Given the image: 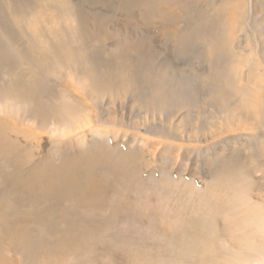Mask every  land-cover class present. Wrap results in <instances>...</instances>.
I'll list each match as a JSON object with an SVG mask.
<instances>
[{
  "label": "rangeland",
  "instance_id": "obj_1",
  "mask_svg": "<svg viewBox=\"0 0 264 264\" xmlns=\"http://www.w3.org/2000/svg\"><path fill=\"white\" fill-rule=\"evenodd\" d=\"M49 41L72 53L41 62ZM3 52L0 195L32 217L0 229V264L46 263L22 241L57 247L55 264H198V221L220 236L208 257L264 264V0H0ZM65 167L92 200L60 199L49 176Z\"/></svg>",
  "mask_w": 264,
  "mask_h": 264
},
{
  "label": "bare ground",
  "instance_id": "obj_2",
  "mask_svg": "<svg viewBox=\"0 0 264 264\" xmlns=\"http://www.w3.org/2000/svg\"><path fill=\"white\" fill-rule=\"evenodd\" d=\"M35 31V30H34ZM61 39V38H60ZM64 40H65V38H64ZM49 43H50V41H49ZM48 43V44H49ZM67 44V43H66ZM65 44V45H66ZM71 51H70V49H68V48H65V47H62V46H58V45H55V46H51V43L49 44V46H45V47H42V48H39L38 49V57H40V59H41V62H50V59H49V55L50 54H54V58H56V59H58V60H60V59H64V56H66L67 54H69ZM5 52H3L2 54H0V56H8L7 55V53L6 54H4ZM37 53V52H36ZM36 53H34V54H36ZM72 53V52H71ZM73 55V54H72ZM71 54L69 55V57H71L72 56ZM74 56V55H73ZM51 57V56H50ZM10 58H12V57H3V59L0 57V64H5V63H8V61L10 60ZM72 58V57H71ZM36 61V60H35ZM6 65V64H5ZM40 65V64H39ZM42 65V64H41ZM43 67V66H42ZM45 67V66H44ZM37 78H39V77H37ZM41 79V78H40ZM35 82V81H34ZM24 86V87H23ZM21 88H19V89H16V91L17 90H19V91H17L16 93H15V91L13 92L14 93V95L15 96H17V97H19L20 99H23V100H26V99H29V100H31V101H38V99H39V96L41 95V93H42V90L43 89H37V87H36V89H24L25 88V85H23ZM93 90L91 91V94H93ZM78 98H80V99H83V97H81V95L80 94H75ZM6 97H9V96H7V95H5ZM90 97H92L91 95H90ZM89 97V98H90ZM93 99H91V101H96L95 99H94V97H92ZM79 99V100H80ZM88 104V103H87ZM90 104V103H89ZM39 105V104H38ZM63 105V104H62ZM83 105V104H82ZM86 106V105H85ZM72 107V109H73V106H71ZM78 107V106H77ZM35 108V107H34ZM64 110H67V116H69L68 118H70V115H71V109H70V107H65V108H63ZM100 109V108H99ZM35 110L38 112V111H40L38 108H35L34 109V112H32V114L31 115H29V116H27V117H25L24 119H22L23 121H26V120H33V119H35L34 118V116H35V114L37 113V112H35ZM71 110V111H70ZM94 110V109H93ZM73 112V111H72ZM83 112V111H82ZM44 113V112H43ZM50 113H51V111H50ZM55 113H57V115H58V113L59 112H55ZM49 114V113H48ZM74 114V113H73ZM80 114V113H79ZM60 115V114H59ZM72 117V116H71ZM68 118H66V116H61V119H58V120H61V122H66V121H71L72 120V118H71V120L70 119H68ZM74 119V118H73ZM81 119V118H80ZM102 119V118H101ZM55 121H57V120H55ZM78 121H80L79 120V117H78ZM72 123H73V121H71ZM111 122H113V121H111ZM71 123V124H72ZM82 123V122H81ZM60 124V123H59ZM74 124V123H73ZM147 124V123H146ZM63 125V124H62ZM143 125V124H142ZM55 126V125H54ZM65 126V125H64ZM67 126V125H66ZM78 126H80V125H78ZM55 128V127H54ZM75 128V127H74ZM57 129V128H56ZM72 130V129H71ZM63 131H65L66 132V129H64ZM70 130H68L66 133H68ZM55 132V131H54ZM65 133V134H66ZM70 133V132H69ZM62 134H64V132L62 133ZM64 134V135H65ZM62 136V135H61ZM28 167H31V170L30 171H28L27 170V172H26V175H27V177L26 178H31V179H33L32 180V182H34V181H39L40 179H38L39 177V175L42 173V170H41V172H36V167L35 166H28ZM67 168V169H66ZM65 169L66 170H64L63 172H62V174H61V170H63V169H61V170H58V169H56L57 171H58V175H56V176H52V174H51V176H49L50 178H51V182H52V186L54 187V188H57L58 186L60 187V191L59 192H62L63 193V195H60V199L62 198L63 200H64V196H67V197H71V195L72 194H74V195H77V199L76 200H79L78 202H80V200L81 201H84V199L85 200H87V199H89V200H92L96 195H97V188H94L93 189V187H94V185L95 184H93L92 182L91 183H89V184H84L83 186H82V184H80L77 180V176H78V174L76 175V171H73V169L71 168V169H69L68 167H65ZM57 171H55V172H57ZM60 171V172H59ZM52 172H54V171H52ZM82 174V173H81ZM80 174V175H81ZM90 174V173H89ZM46 175L48 176L49 175V172L47 173V172H45V176L44 175H42L43 177H45L44 179L46 180L47 179V177H46ZM86 175H88V174H86ZM38 177V178H37ZM81 177H82V175H81ZM13 178V177H12ZM29 181V180H28ZM84 181V180H83ZM42 182V181H41ZM87 182V181H86ZM93 182H94V179H93ZM96 182V181H95ZM8 183V182H7ZM38 183V182H37ZM37 183L35 182L32 186H28V190L27 189H24V191L22 192V194H21V196L19 197V198H22V199H24V198H30V199H32V193L33 192H35L36 191V193H37V191L38 190H36V186H37ZM50 183V182H49ZM36 184V185H35ZM38 184H40V181H39V183ZM48 184V183H47ZM29 185V184H28ZM43 185V184H42ZM50 185V184H49ZM35 186V187H34ZM39 186H41V185H39ZM51 186V185H50ZM42 187V188H41ZM41 187H39V190H45V188H43L44 187V185L43 186H41ZM48 186H46V188H47ZM58 187V188H59ZM38 188V187H37ZM49 188V187H48ZM57 188V189H58ZM223 188V187H222ZM50 189V188H49ZM48 189V190H49ZM83 189H86L87 191H86V193L85 192H83ZM47 190V189H46ZM52 191H55L54 189H51ZM47 192H49L50 194H51V192L50 191H47ZM41 193V192H40ZM46 193V192H45ZM61 193V194H62ZM83 193V194H82ZM85 193V194H84ZM33 194H35V193H33ZM20 194H18V195H14L13 194V196H11V194H6V195H3L2 197H1V195H0V204H2V205H4V208H1V212H0V216L3 218L2 219V222L0 223V229H8V227L7 226H11V225H13V227H15V225L17 224V223H20V222H28L30 219H28V218H30V217H32V211L30 212V211H25V210H19V209H12L11 208V210H8L9 208H10V205L12 206V205H15V204H13V201H11L12 199H15L17 196H19ZM49 195V194H48ZM54 195V194H53ZM86 195H87V197H86ZM44 196H45V194H44ZM59 196V195H58ZM85 198H84V197ZM13 197V198H12ZM34 197V196H33ZM46 197V196H45ZM51 197V196H50ZM57 197V196H56ZM54 198H55V196H54ZM58 198V197H57ZM48 199V198H47ZM51 199H52V197H51ZM69 199H71V198H69ZM7 200V201H6ZM33 200V199H32ZM34 200H36V198L34 199ZM73 201H75L74 199H72ZM43 201V200H42ZM55 201V200H54ZM58 201V200H57ZM65 201H68V199L66 198V200ZM70 201V200H69ZM38 202V201H37ZM62 202V201H61ZM75 202H77V201H75ZM74 202V203H75ZM81 203V202H80ZM52 204V203H51ZM44 205V204H43ZM77 204H75V206H76ZM80 205V204H79ZM87 205V204H86ZM85 205V206H86ZM73 206V205H72ZM74 206V207H75ZM217 207V205L216 204H214V206L212 207V208H216ZM3 207V206H2ZM44 207H45V205H44ZM49 207H51V206H49ZM99 207V206H98ZM37 208V207H36ZM46 208H47V206H46ZM77 208V207H76ZM93 208V207H92ZM96 208H97V206H95L94 208H93V212L96 210ZM42 209V208H41ZM45 209V208H44ZM78 209V208H77ZM100 209V208H99ZM102 209V208H101ZM38 210V209H37ZM36 210V211H37ZM92 210V209H91ZM212 210V209H211ZM251 210V209H250ZM87 211H89V210H87ZM101 211V210H100ZM99 211V212H100ZM40 212V211H39ZM44 212V211H43ZM68 213H69V215L72 213V211L70 212L69 210L67 211ZM77 212V211H76ZM81 212V211H80ZM78 213V212H77ZM90 213V212H89ZM96 213V212H95ZM94 214V213H93ZM9 215H14V217L13 218H10L9 217ZM48 215V214H47ZM68 215V216H69ZM72 215V214H71ZM71 215L67 218V220H70L71 219ZM91 215H92V213H91ZM100 215V214H99ZM34 216V215H33ZM50 216H53V215H50ZM12 217V216H11ZM55 217H57V216H55ZM75 217V216H74ZM50 218H52L53 220H54V218L53 217H50ZM99 218V217H98ZM36 219V218H35ZM51 219V220H52ZM73 219V218H72ZM64 220V219H63ZM66 220V221H67ZM76 220H78V221H81L82 223H88V222H90L91 221V223H92V220H94V218H92V217H89V216H86V215H82V216H79L78 215V217H76ZM96 220V219H95ZM100 220V219H99ZM254 220H256V222L257 223H254L255 225H256V227L257 228H259V222H258V220L257 219H253V221ZM1 221V220H0ZM47 221V220H46ZM58 221V220H57ZM96 221H98V220H96ZM55 221H50L49 220V226H50V230H52L51 232H53V230H57L56 229V224L54 223ZM80 222V223H81ZM69 223V222H68ZM74 223V222H73ZM198 224H200L199 226H202V222L200 223L199 221H198ZM60 225V224H59ZM76 226H77V224H75ZM82 225V224H81ZM31 227H34V226H36V224H33L32 222H31V225H30ZM198 226V230L197 231H200L196 236H195V238L193 239V241L192 240H190V241H192V242H197L198 241V243L196 244V245H199L200 246V248H201V250H198V251H203L204 252V254H205V262H204V259L203 258H200L199 260H198V264H238V262H236V259H232V260H225V256L226 255H224L223 253H221V255H220V257H215L216 255H214V260L211 258V257H208V255H209V252H210V255H211V250L212 251H216V249L214 248V247H216V245H217V243H218V241H220V239H219V237H218V234L213 230V232L211 231V232H204V231H206V226L204 225V227H199ZM64 227H66V226H64ZM63 227V228H64ZM90 227H91V225H90ZM242 227V226H241ZM83 228H84V226H82L81 227V229H80V231H79V235L78 236H80L81 238H82V235H83V232H81L82 230H83ZM85 228H86V226H85ZM12 228H10V230H11ZM32 229V228H31ZM44 229V228H43ZM73 229H74V227H73ZM89 229V228H88ZM93 229V228H92ZM253 229V231H254V228H252ZM33 230V229H32ZM41 230V229H40ZM76 230H77V227H76ZM84 230H87V229H84ZM94 230V229H93ZM21 231H23V230H21ZM196 231V230H195ZM249 231V228L246 226L244 229H243V236L245 237V232H248ZM250 232V231H249ZM17 233H19V232H17ZM17 233H15V235L17 234ZM20 233H22V232H20ZM26 233V232H25ZM50 233V232H49ZM228 233V232H227ZM47 234V233H46ZM59 234V233H58ZM229 234V233H228ZM251 234V233H250ZM75 235V234H74ZM227 235V234H226ZM252 235V234H251ZM254 235V234H253ZM225 236V235H224ZM229 236V235H228ZM247 236V235H246ZM256 236V235H255ZM254 236V237H255ZM68 237V236H67ZM70 237V236H69ZM231 237V236H230ZM20 238V237H19ZM48 238V237H47ZM251 238H252V236H251ZM48 239H50V238H48ZM227 239V238H226ZM229 239V238H228ZM55 240V239H54ZM85 241V240H84ZM248 241V240H247ZM246 241V242H247ZM19 242V241H18ZM16 243V242H15ZM69 243H71V242H69ZM20 244H22V246H15V251H16V253H20L24 258H26V257H29L30 255H35V260H34V262L38 259V258H40V259H46V258H48L47 260H46V263L45 264H55V261L53 260V259H50V257H52L53 256V249H55V248H57V247H47L45 244H44V242H42V241H36V242H34V245H35V249H36V252H35V249L31 246V244H27L26 242H24V241H22V242H20ZM195 245V246H196ZM252 247V246H251ZM263 247V246H262ZM14 248V247H13ZM69 248H70V246H67V247H65V248H61L64 252H66V251H70L69 250ZM238 248H242V247H238ZM243 249V248H242ZM217 252V251H216ZM263 253V252H262ZM201 254V253H200ZM208 254V255H207ZM57 255H59V256H61V255H64V253H62L61 251H58V254ZM202 255H203V253H202ZM94 256V255H93ZM89 257H91V256H89ZM238 257V256H237ZM208 258V259H207ZM229 258V257H228ZM239 259V258H238ZM85 260V259H84ZM91 260V259H90ZM264 260V259H263ZM53 261V262H52ZM260 261H262V260H260ZM264 262V261H263ZM259 263H261V262H259ZM58 264H67V262H65V263H58ZM69 264V263H68ZM71 264V263H70Z\"/></svg>",
  "mask_w": 264,
  "mask_h": 264
}]
</instances>
